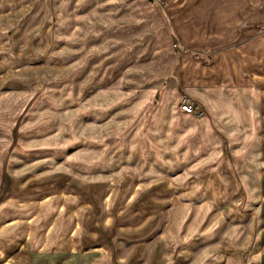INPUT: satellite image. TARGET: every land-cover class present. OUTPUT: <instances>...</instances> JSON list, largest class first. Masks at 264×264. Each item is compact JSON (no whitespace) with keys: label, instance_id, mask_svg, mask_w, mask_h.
<instances>
[{"label":"rangeland","instance_id":"1","mask_svg":"<svg viewBox=\"0 0 264 264\" xmlns=\"http://www.w3.org/2000/svg\"><path fill=\"white\" fill-rule=\"evenodd\" d=\"M141 1L20 0L22 30L0 31V150L10 168L102 180V197L89 202L102 219L90 232L102 227V236L74 250L66 264H206L196 259L212 247H223L222 231L214 239L205 236L208 225L165 229L155 223L157 207H168L172 196H156L169 185L154 179L186 175L190 182L193 165L207 155L210 168L201 166L206 173L225 167L235 171L246 155L248 160L264 156V93L255 89L257 115L245 111L250 119L243 126L212 117L215 109L237 115L240 100L250 103L254 89L206 106L195 100L177 79L185 50L170 25L169 6ZM6 10H11L8 4ZM245 37L242 42L262 37L264 44V23L247 26ZM207 58H202L204 64ZM184 103L195 112L186 115ZM210 144L219 149H207ZM133 171L148 183V196L134 197L142 191L129 177ZM222 180L227 198L218 209L224 211L238 200L239 183L226 170ZM205 182L199 180L197 188H207L215 201L225 197L221 183ZM188 195L182 193L181 201L202 200ZM83 226L75 225L76 231ZM63 242L66 248L78 247L74 239Z\"/></svg>","mask_w":264,"mask_h":264},{"label":"crops","instance_id":"2","mask_svg":"<svg viewBox=\"0 0 264 264\" xmlns=\"http://www.w3.org/2000/svg\"><path fill=\"white\" fill-rule=\"evenodd\" d=\"M147 1L149 4H158L156 0ZM160 1L169 6L172 17L170 25L173 23L179 45L185 50L180 57L181 66L177 79L190 96L206 106L207 103L231 101V96H237L241 89H254V99L250 100L249 105H245V100L241 99L244 109L236 108L238 114L242 115L241 121H237L238 114L233 115L226 110L224 111L228 114L218 109L211 112L212 117L230 118L229 124L243 126L250 119L245 117V111L250 112L253 117L257 115L256 90L260 96L264 93L263 39L250 38L242 42L246 38L247 26L259 27L260 23H264V0ZM7 4L11 8L9 11L6 10ZM48 4L45 1V5ZM0 6L5 8L4 12H0V31L5 33L7 28L13 33L21 31L22 2L0 0ZM8 22L10 26L6 25ZM196 25L197 31L194 28ZM168 28L170 29L169 25ZM160 29L165 31L161 25ZM189 53L199 56L194 57ZM206 55L209 62L204 64L202 58ZM250 63H255L257 67L252 70L248 67ZM18 70L20 69H16L18 73L22 72ZM173 81L176 84V80ZM229 124L226 127L233 133ZM218 145L210 144L207 149H219ZM2 146L8 147L5 143ZM239 149L246 150L247 147L240 145ZM1 150L0 264H66L76 254L74 250L81 248L88 240L96 242L101 238L102 227L95 226V232H90L91 225H101L102 219L97 214V209L89 204L102 197L101 179L89 180L71 172L43 175L33 171L16 173L10 168L11 163L6 161V154L3 155ZM198 159L201 161L197 160L196 166L193 165L191 173H188L192 174L190 182H187L189 179L186 175L174 180L165 177L154 179L162 182L160 185H169L161 195L156 196H172L168 207H157L155 223L166 225L165 229L169 225H208L205 236H212L214 239L215 232L221 230L223 247L206 250L197 257V263L264 264V156H260L258 160H248L246 155L244 164L241 165V162L239 168L235 169L236 172L231 167H225L226 174L239 184L236 187L238 200L224 211L218 209V202L227 198V190L222 182L225 170L202 172L201 166H205L206 170L210 168L211 156ZM129 177L136 182L138 191H142L134 197L148 196L149 185L140 179L141 175H136L133 171ZM199 180L206 181V184L209 180L221 183L225 188V197L215 201L207 188H197ZM190 188L194 193L188 195ZM182 193L202 200L196 204L184 203L180 199ZM75 225L85 226L76 231ZM83 236L86 237L85 240H82ZM64 239L76 240L78 247H64ZM55 246L61 247V250L57 252ZM209 253L215 255V258ZM204 254L207 257L203 259ZM77 255L81 256L79 253Z\"/></svg>","mask_w":264,"mask_h":264},{"label":"built area","instance_id":"3","mask_svg":"<svg viewBox=\"0 0 264 264\" xmlns=\"http://www.w3.org/2000/svg\"><path fill=\"white\" fill-rule=\"evenodd\" d=\"M182 111L187 114H193L195 112V107L192 104L184 103L182 105Z\"/></svg>","mask_w":264,"mask_h":264}]
</instances>
